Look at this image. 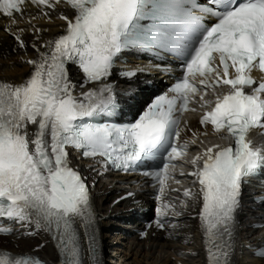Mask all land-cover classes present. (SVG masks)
<instances>
[{
  "label": "snow or ice",
  "instance_id": "snow-or-ice-1",
  "mask_svg": "<svg viewBox=\"0 0 264 264\" xmlns=\"http://www.w3.org/2000/svg\"><path fill=\"white\" fill-rule=\"evenodd\" d=\"M29 5L36 13L27 11ZM53 17L63 22L61 30L44 37L48 29L33 21ZM0 18L9 21L3 30L19 49L34 51L32 58L21 57L32 68L26 77L0 79V220L15 222L28 235L46 233L58 264H100L90 187L72 165L75 151L94 162L89 169L97 175L104 173L95 164L124 173L141 169L157 201L147 228L179 227L172 220L197 201L206 264H233L242 187L264 168V143L248 138L250 130H264V0H0ZM20 21L27 29L14 30ZM125 52L171 57L162 65L174 64L180 74L141 114L115 123L111 117L121 102L111 77ZM138 74L115 72L126 80ZM194 102L201 128L226 134L221 138L230 142L197 152L187 161L191 170L180 176L194 178L198 188L170 196L179 192L168 185L176 161L199 135H208L193 132L180 142L181 133L190 131L187 122L181 127L180 115L195 112L189 108ZM12 232L0 223V235ZM42 247L33 253L0 248V264H47L34 255ZM254 255L264 258V245Z\"/></svg>",
  "mask_w": 264,
  "mask_h": 264
},
{
  "label": "bare ground",
  "instance_id": "bare-ground-1",
  "mask_svg": "<svg viewBox=\"0 0 264 264\" xmlns=\"http://www.w3.org/2000/svg\"><path fill=\"white\" fill-rule=\"evenodd\" d=\"M30 12L36 13L34 10H30ZM33 23L48 29L43 34L44 37L61 29V21L55 17L49 22H46L44 18H38ZM16 27L27 29L28 25L25 21H20L18 25L13 26V29L15 30ZM24 39L26 43H30L32 36L26 34ZM31 55V47H28L26 52L19 49L11 36L3 29L0 30V77L11 82L21 81L28 72V67L25 62H22L21 57L26 60L31 58ZM135 104L137 105L138 102L136 101ZM209 138L211 139L209 143L207 139H203L206 146L216 143L212 136H209ZM199 151L197 150L196 153ZM71 161H74L72 156ZM83 173L86 174L87 172L84 171ZM113 179L114 177L111 180ZM92 181L93 176H90L89 187L98 229L99 250L97 256L100 264H104L105 261L112 264H206V254L203 249L201 233L198 230L199 222L196 216L192 217L195 215L198 206L197 201H189L188 207L183 210L184 214L173 222L178 223L179 227H171L170 230L157 232L153 236L148 233L143 241H138L134 238H125L115 230V227L119 225V219L124 215V211L130 207V204L126 201L111 207V202L122 193L116 194L117 188H112L108 182L97 181L91 186ZM192 189L195 190L196 188L193 187ZM180 193L171 194L170 196H178ZM261 213L264 214V211H251L248 214L242 213L243 215L238 217L240 223L239 228L236 229L233 264H264V258H252L246 250L248 245L257 243L259 237L262 236V240H264V228L254 230L250 227L253 221H264V215H261ZM251 218L255 220H251ZM124 223L123 226L128 228L130 222L126 221ZM247 225L249 226L247 227ZM108 233L112 236L111 244L113 247H110L113 249L116 258L114 255L107 256V248L110 244L106 241ZM18 235L19 239L13 237L0 238V246L14 251L31 252L42 244L43 247L36 250V254L47 264H58L54 243L46 233L39 231L33 235H28L21 228Z\"/></svg>",
  "mask_w": 264,
  "mask_h": 264
},
{
  "label": "rangeland",
  "instance_id": "rangeland-1",
  "mask_svg": "<svg viewBox=\"0 0 264 264\" xmlns=\"http://www.w3.org/2000/svg\"><path fill=\"white\" fill-rule=\"evenodd\" d=\"M111 238H112L111 235L106 236V241L111 242ZM106 263H107V262H106ZM107 264H109V263H107Z\"/></svg>",
  "mask_w": 264,
  "mask_h": 264
}]
</instances>
